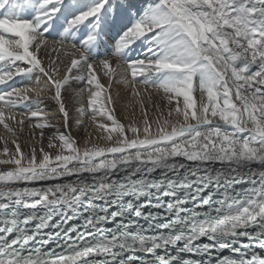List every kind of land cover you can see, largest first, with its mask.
<instances>
[{"label": "snow or ice", "instance_id": "1", "mask_svg": "<svg viewBox=\"0 0 264 264\" xmlns=\"http://www.w3.org/2000/svg\"><path fill=\"white\" fill-rule=\"evenodd\" d=\"M0 126V264H264V0H0Z\"/></svg>", "mask_w": 264, "mask_h": 264}, {"label": "bare ground", "instance_id": "2", "mask_svg": "<svg viewBox=\"0 0 264 264\" xmlns=\"http://www.w3.org/2000/svg\"><path fill=\"white\" fill-rule=\"evenodd\" d=\"M122 95H124L123 92H122ZM120 103H121V105H122V103H123L124 106H126V107L128 106V108H131V110H130V111H131V112H130V117L133 118V117L131 116V113L133 112V106L130 104L129 100H121ZM128 108H127V109H128ZM125 109H126V108H125ZM125 109H123V110L125 111ZM124 111H123V113H124ZM150 115H152V113H150ZM139 116H140L139 109L136 108V109H135V118L138 119ZM119 117H121L122 119L125 118V119H126L125 122L127 123V121H128L127 118H129V115H127V113L125 112V114H122V115H120ZM126 117H127V118H126ZM129 119H130V118H129ZM90 124H91V123L88 122V124H87V129L90 128ZM153 127L155 128V125H153ZM83 131H84V129H81L79 132H76V131L74 130V135H76L77 138L79 139V135L84 134ZM90 133H92L93 136L95 135L93 128L91 129ZM3 135H5V132H4L3 128H2V126H0V136H3ZM85 138H86V137H83V138L81 139V141H80L81 146H83V143H84ZM21 140H22L25 144L30 143V141H29V139H28V137H27V134H25L24 136H21ZM79 140H80V139H79ZM2 147H3V142L0 141V148H2ZM9 147L12 148V145L9 144ZM24 150L27 151V148H25ZM0 158H3V157H0ZM3 167H4V166L0 165V168H3ZM72 179H75V178L73 177Z\"/></svg>", "mask_w": 264, "mask_h": 264}, {"label": "rangeland", "instance_id": "3", "mask_svg": "<svg viewBox=\"0 0 264 264\" xmlns=\"http://www.w3.org/2000/svg\"><path fill=\"white\" fill-rule=\"evenodd\" d=\"M126 108V109H125ZM128 106L126 107V106H124V104L122 103V105H121V103H119L118 105H117V109H116V115H117V118L118 119H120L122 122H124V123H126L125 122V118H121V117H119L120 115H122V114H125V112L127 113V115H129V118L131 119V117H130V110H131V108H128ZM123 109H125V111L123 110ZM123 111H124V113H123ZM127 118V117H126ZM129 118H127V119H129ZM90 122V121H89ZM91 123V122H90ZM91 129H92V126H91V124H90V128L89 129H87V131H83L84 132V134H82V135H79V139H80V141H81V139L83 138V137H86L87 135H88V133H90V131H91Z\"/></svg>", "mask_w": 264, "mask_h": 264}]
</instances>
